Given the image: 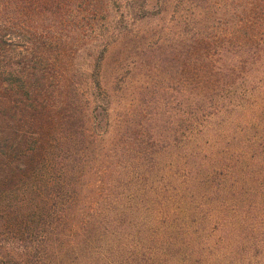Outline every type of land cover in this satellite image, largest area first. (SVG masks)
Wrapping results in <instances>:
<instances>
[{"label":"trees","instance_id":"1","mask_svg":"<svg viewBox=\"0 0 264 264\" xmlns=\"http://www.w3.org/2000/svg\"><path fill=\"white\" fill-rule=\"evenodd\" d=\"M0 264H264V0H0Z\"/></svg>","mask_w":264,"mask_h":264},{"label":"rangeland","instance_id":"2","mask_svg":"<svg viewBox=\"0 0 264 264\" xmlns=\"http://www.w3.org/2000/svg\"><path fill=\"white\" fill-rule=\"evenodd\" d=\"M172 85H174L175 88H178V89H176V90H179V89H180V85H177V84H172ZM226 115L228 116V115H230V114H226ZM219 122H221V121H217V123L215 124V128L220 127V126H218V125H219ZM233 127L237 129V125H234ZM255 132H257V131H254V133H255ZM234 146H235V145H234ZM234 146H233V147H234ZM260 151H261V150H260Z\"/></svg>","mask_w":264,"mask_h":264}]
</instances>
